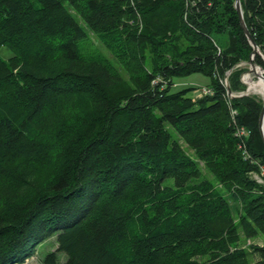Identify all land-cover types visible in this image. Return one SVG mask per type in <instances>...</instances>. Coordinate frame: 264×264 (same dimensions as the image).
Masks as SVG:
<instances>
[{
    "label": "trees",
    "instance_id": "1",
    "mask_svg": "<svg viewBox=\"0 0 264 264\" xmlns=\"http://www.w3.org/2000/svg\"><path fill=\"white\" fill-rule=\"evenodd\" d=\"M241 2L264 68V0ZM2 48L0 264L53 236L44 264H264V99L235 0H0ZM192 73L211 94L174 88Z\"/></svg>",
    "mask_w": 264,
    "mask_h": 264
},
{
    "label": "rangeland",
    "instance_id": "2",
    "mask_svg": "<svg viewBox=\"0 0 264 264\" xmlns=\"http://www.w3.org/2000/svg\"><path fill=\"white\" fill-rule=\"evenodd\" d=\"M80 21L83 24V21L81 19ZM88 34L89 35L86 38H83L80 40L81 50L89 54L101 52L105 54L108 58L112 59L110 52L103 46V44L96 38V36H94L90 32ZM0 54L5 57H8L11 54V52L7 48H2L0 50ZM240 66L245 67L247 69L251 68L250 63H245V62H243ZM248 74H250L251 77L259 80V77L254 72H250L249 70L246 71L242 75V78H241L243 82L247 85V90L245 93L254 94L260 98H263L264 97L263 94L249 90V83L247 82V77H246ZM209 81H210V78L202 73H192L190 75L175 77L174 78V88L179 89V88L190 87V86H196V88H199L200 86H203V85L208 86L207 84L209 83ZM228 84L229 82L227 81V85ZM229 93H232L233 96H237L240 94V93H233L232 91ZM189 94L195 97L196 95L195 89L193 91H190ZM243 94L244 93H242V95ZM247 242H258L262 244V241H260L259 239H254V240L249 239L247 240ZM56 248H57V240H56V236H53L49 238L48 240H46L45 242H43L42 244L38 245L34 255L26 259L24 263H18V264H44L43 259L46 256V254L52 250H56ZM59 257H60V261H64L67 255L65 252H60Z\"/></svg>",
    "mask_w": 264,
    "mask_h": 264
},
{
    "label": "water",
    "instance_id": "3",
    "mask_svg": "<svg viewBox=\"0 0 264 264\" xmlns=\"http://www.w3.org/2000/svg\"><path fill=\"white\" fill-rule=\"evenodd\" d=\"M235 8L238 12L240 25H241L246 37L248 38V40L250 41V43L253 46V51L251 53L250 62H249L251 68L249 69V71L255 72L256 75H260L264 79V68L258 66L253 61L255 58V55L257 53H260L262 55V51H261L260 47L258 46V44L256 43V41L254 40V38L251 34V31L249 30V28L247 26L246 20L244 18V12H243V8H242L241 0H235ZM258 68L260 69L261 72L258 71ZM227 89L229 92H231V87L229 84L227 85ZM263 99H264V97H263ZM260 130H261L263 138H264V104H263V108H262L261 113H260Z\"/></svg>",
    "mask_w": 264,
    "mask_h": 264
},
{
    "label": "built area",
    "instance_id": "4",
    "mask_svg": "<svg viewBox=\"0 0 264 264\" xmlns=\"http://www.w3.org/2000/svg\"><path fill=\"white\" fill-rule=\"evenodd\" d=\"M219 52H220V50H219ZM227 81H228L227 77H224V78L221 79V82L225 86H227ZM195 91H196L195 97H200V96L212 93L211 87L210 86H206V85H203V86H200L199 88H196ZM228 95H229V97H233V94L229 93V91H228ZM239 95H242V93H240ZM233 113L236 114V110H233ZM249 133H250L249 130H247L245 128H237V130H236V135L238 137H240V138H243V139L248 137ZM254 176L257 178L258 181L263 182L264 181V179H263V177H264V167L262 168V172H261L260 175L254 174Z\"/></svg>",
    "mask_w": 264,
    "mask_h": 264
},
{
    "label": "bare ground",
    "instance_id": "5",
    "mask_svg": "<svg viewBox=\"0 0 264 264\" xmlns=\"http://www.w3.org/2000/svg\"><path fill=\"white\" fill-rule=\"evenodd\" d=\"M258 71L261 72L259 68H258ZM257 76L259 77V80L251 77L250 74L246 76L247 82L249 83V90L258 92L264 95V79L260 75H257Z\"/></svg>",
    "mask_w": 264,
    "mask_h": 264
},
{
    "label": "crops",
    "instance_id": "6",
    "mask_svg": "<svg viewBox=\"0 0 264 264\" xmlns=\"http://www.w3.org/2000/svg\"><path fill=\"white\" fill-rule=\"evenodd\" d=\"M259 240L262 241V243H263V240L261 238H259Z\"/></svg>",
    "mask_w": 264,
    "mask_h": 264
}]
</instances>
